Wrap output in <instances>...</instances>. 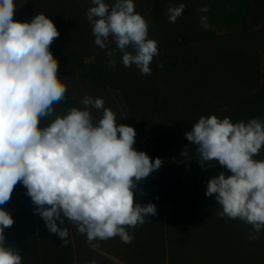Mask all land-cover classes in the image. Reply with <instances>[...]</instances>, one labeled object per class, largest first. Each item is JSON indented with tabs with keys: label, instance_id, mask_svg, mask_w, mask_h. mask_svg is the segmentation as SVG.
I'll return each instance as SVG.
<instances>
[{
	"label": "clouds",
	"instance_id": "clouds-1",
	"mask_svg": "<svg viewBox=\"0 0 264 264\" xmlns=\"http://www.w3.org/2000/svg\"><path fill=\"white\" fill-rule=\"evenodd\" d=\"M185 7L170 5L165 13L169 22L174 23ZM16 10L15 0H0V205L21 183L47 230L64 244V218L88 242L119 236L130 243L133 237L126 228L156 214L154 204L136 203L133 189L163 161H153L133 147L136 130L117 123L101 98L85 96L82 108L55 114L54 105L67 92L50 51L60 33L42 13L30 21L14 20ZM86 15L95 45L110 58L119 52L125 67L135 65L142 75H151L158 43L149 38V22L135 12L134 0H114L111 5L92 0ZM108 63L115 67L116 61ZM92 109L102 110L95 122ZM48 118L50 123H41ZM185 139L196 146L201 166L216 161L230 173L211 177L205 195L214 196L221 218L251 225L249 239L255 240L264 229V159L255 158L264 150V119L232 122L228 117L201 116ZM181 155L188 156L187 147ZM13 224L11 214L0 207V264H22L20 254L5 247L4 231Z\"/></svg>",
	"mask_w": 264,
	"mask_h": 264
},
{
	"label": "rangeland",
	"instance_id": "rangeland-1",
	"mask_svg": "<svg viewBox=\"0 0 264 264\" xmlns=\"http://www.w3.org/2000/svg\"><path fill=\"white\" fill-rule=\"evenodd\" d=\"M205 1L134 0L135 12L149 22V38L159 51L150 64L151 75H142L135 65L125 67L119 52L110 58L95 45L86 15L92 0H15L14 20L30 21L42 13L60 33L50 51L67 92L54 105L55 114L82 108L85 96L103 99L117 123L136 130L137 151L147 153L154 144L149 157L163 161L155 171L167 176L176 198L205 196L208 180L218 175L207 172L197 179L195 169L182 164L186 147L196 153L185 133L201 116L232 122L264 119V0H251L241 32L221 37L211 35L201 22L197 9ZM105 2L111 5L114 0ZM181 3L186 5L183 14L169 22L167 8ZM109 47H115L111 38ZM110 59L115 67L109 66ZM92 116L94 122L99 120L102 110L92 109ZM255 158L264 159V150ZM251 264H264V229L252 240Z\"/></svg>",
	"mask_w": 264,
	"mask_h": 264
},
{
	"label": "crops",
	"instance_id": "crops-1",
	"mask_svg": "<svg viewBox=\"0 0 264 264\" xmlns=\"http://www.w3.org/2000/svg\"><path fill=\"white\" fill-rule=\"evenodd\" d=\"M251 0H206L205 29L213 36H229L245 27ZM136 203H152L154 216L128 227L133 237L119 236L88 242L76 225L65 219L67 243L50 233L35 212L27 189L18 183L10 200L0 205L14 224L6 228L5 247L16 250L22 264H251L252 227L239 219L221 218L213 197H173L166 175L154 171L133 189ZM58 226L59 221H57ZM93 245H97L94 247Z\"/></svg>",
	"mask_w": 264,
	"mask_h": 264
},
{
	"label": "trees",
	"instance_id": "trees-1",
	"mask_svg": "<svg viewBox=\"0 0 264 264\" xmlns=\"http://www.w3.org/2000/svg\"><path fill=\"white\" fill-rule=\"evenodd\" d=\"M165 141L168 144H172L171 142L167 140ZM153 145L154 144H150L149 147L147 148L148 155H150L149 151L151 150V147H153ZM182 158H183V162H182L183 165H191L195 169V174H196L197 179L204 177L207 172H211L214 174L217 173L218 175L221 172H224L226 176L230 174L224 168L219 166L218 162L216 161H214L215 163L214 166L210 165V163H207L201 166L199 163V157L197 156L195 152H188V156L187 157L183 156Z\"/></svg>",
	"mask_w": 264,
	"mask_h": 264
}]
</instances>
